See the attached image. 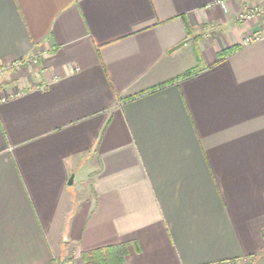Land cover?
Here are the masks:
<instances>
[{"label": "crops", "instance_id": "obj_1", "mask_svg": "<svg viewBox=\"0 0 264 264\" xmlns=\"http://www.w3.org/2000/svg\"><path fill=\"white\" fill-rule=\"evenodd\" d=\"M216 1L0 0V264L264 253V0Z\"/></svg>", "mask_w": 264, "mask_h": 264}, {"label": "built area", "instance_id": "obj_2", "mask_svg": "<svg viewBox=\"0 0 264 264\" xmlns=\"http://www.w3.org/2000/svg\"><path fill=\"white\" fill-rule=\"evenodd\" d=\"M231 0H218L214 2L213 4H209L210 7L212 6H224L227 2ZM250 1V0H246ZM264 16V2H257V3H247L244 9H242L238 14L236 15V19L240 22H253L257 19H260ZM258 41H264V25H262L258 30L251 31L247 35H245V38L243 39L242 44L248 45L250 43L258 42ZM40 60V53H36L33 56H30L26 59L15 61L13 64H5L0 66V81L3 79V77L8 74L12 69L17 68H28L31 67L34 64H38ZM57 78V77H56ZM22 90H17L15 93L9 94L8 96H4L2 98V101H6L11 98H15L16 95L22 94ZM77 259L73 260L71 264H77Z\"/></svg>", "mask_w": 264, "mask_h": 264}, {"label": "trees", "instance_id": "obj_3", "mask_svg": "<svg viewBox=\"0 0 264 264\" xmlns=\"http://www.w3.org/2000/svg\"><path fill=\"white\" fill-rule=\"evenodd\" d=\"M235 49V48H233ZM229 49L220 53L219 58H222L233 51ZM194 72H187L183 74V77H189L193 75ZM165 85V84H162ZM161 86V85H159ZM127 254V244L113 245L110 247H103L97 250L88 251L83 253L82 257L85 264H122L126 258Z\"/></svg>", "mask_w": 264, "mask_h": 264}, {"label": "rangeland", "instance_id": "obj_4", "mask_svg": "<svg viewBox=\"0 0 264 264\" xmlns=\"http://www.w3.org/2000/svg\"><path fill=\"white\" fill-rule=\"evenodd\" d=\"M77 264H85L84 260L79 258ZM236 264H264V253L258 255L255 259L245 258L242 261L237 262Z\"/></svg>", "mask_w": 264, "mask_h": 264}, {"label": "water", "instance_id": "obj_5", "mask_svg": "<svg viewBox=\"0 0 264 264\" xmlns=\"http://www.w3.org/2000/svg\"><path fill=\"white\" fill-rule=\"evenodd\" d=\"M188 40H183V41H181V43L180 44H178V45H176L173 49H177V48H180L181 47V45H183V44H185L186 42H187ZM73 178H74V176L73 175H71V177H70V184H72V182L74 181L73 180Z\"/></svg>", "mask_w": 264, "mask_h": 264}]
</instances>
